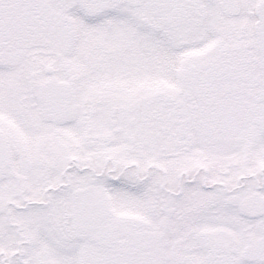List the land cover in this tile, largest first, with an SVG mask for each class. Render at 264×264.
Wrapping results in <instances>:
<instances>
[{"label":"snow or ice","instance_id":"6c2138e0","mask_svg":"<svg viewBox=\"0 0 264 264\" xmlns=\"http://www.w3.org/2000/svg\"><path fill=\"white\" fill-rule=\"evenodd\" d=\"M0 264H264V0H0Z\"/></svg>","mask_w":264,"mask_h":264}]
</instances>
